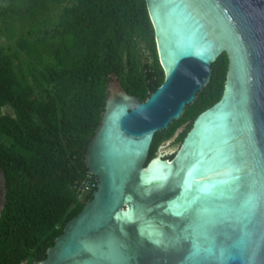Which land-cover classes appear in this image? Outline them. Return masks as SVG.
<instances>
[{"label":"water","instance_id":"water-1","mask_svg":"<svg viewBox=\"0 0 264 264\" xmlns=\"http://www.w3.org/2000/svg\"><path fill=\"white\" fill-rule=\"evenodd\" d=\"M145 2L165 80L141 101L111 76L84 159L97 188L38 264H264V0ZM223 52L221 99L150 159ZM6 185L0 167V214Z\"/></svg>","mask_w":264,"mask_h":264},{"label":"trees","instance_id":"trees-1","mask_svg":"<svg viewBox=\"0 0 264 264\" xmlns=\"http://www.w3.org/2000/svg\"><path fill=\"white\" fill-rule=\"evenodd\" d=\"M54 3L64 6L43 29ZM0 24V41L14 39L13 48L0 46V167L7 181L0 264H38L92 198L81 200L77 186L88 173L85 154L111 75L145 101L165 73L145 0H0ZM228 68L223 52L196 101L155 133L150 159L185 125L176 140L182 143L196 117L221 99ZM6 105L14 116L2 114Z\"/></svg>","mask_w":264,"mask_h":264},{"label":"rangeland","instance_id":"rangeland-1","mask_svg":"<svg viewBox=\"0 0 264 264\" xmlns=\"http://www.w3.org/2000/svg\"><path fill=\"white\" fill-rule=\"evenodd\" d=\"M63 6H64V3L63 4H57V3L52 4L50 11L47 14H45L44 17L42 18V22H41L40 27L44 29L46 27H49L52 23H54L57 20L58 15L60 14ZM8 45H10L13 48L14 47V39L10 38V40H1L0 41V46L7 47ZM179 145L180 144L176 143L175 140L169 141V142H164L159 147L157 155H160L163 153V154H165V158H170L171 156H174L175 153L178 151Z\"/></svg>","mask_w":264,"mask_h":264},{"label":"built area","instance_id":"built-area-1","mask_svg":"<svg viewBox=\"0 0 264 264\" xmlns=\"http://www.w3.org/2000/svg\"><path fill=\"white\" fill-rule=\"evenodd\" d=\"M97 184V178L92 173L88 172L77 186L79 198L84 200L88 195L93 194L97 188Z\"/></svg>","mask_w":264,"mask_h":264},{"label":"flooded vegetation","instance_id":"flooded-vegetation-1","mask_svg":"<svg viewBox=\"0 0 264 264\" xmlns=\"http://www.w3.org/2000/svg\"><path fill=\"white\" fill-rule=\"evenodd\" d=\"M144 50H145V53H146L145 60L149 62V54H150V53H149V50L147 51L146 48H144ZM125 57H127L126 54L124 55V61L126 62V65H127L128 63H127V60H125ZM127 58H128V57H127ZM111 76H112V75H111ZM110 78H111V77H110ZM117 79H118V78H117ZM111 80H112V78L110 79L109 83L111 82ZM108 85H109V84H108ZM1 112H2L3 115L14 116V110H13V108H12L11 106H8V105L2 107ZM173 123H174V122H173ZM170 125H171V124H170ZM180 128H183V129H182V131L179 132V134L185 130L186 126L184 125V126H182V127H180ZM180 128H179V129H180ZM179 129H178V130H179ZM177 137H178V136H177ZM177 137H176L175 141L177 140ZM180 145H181V143H180ZM180 145H179V148H180ZM173 157H174V156H171V157L168 158V159H172ZM0 194H1V192H0Z\"/></svg>","mask_w":264,"mask_h":264}]
</instances>
